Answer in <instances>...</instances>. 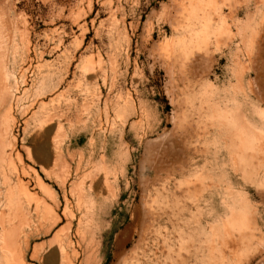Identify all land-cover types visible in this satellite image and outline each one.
Wrapping results in <instances>:
<instances>
[{
	"label": "rangeland",
	"instance_id": "1",
	"mask_svg": "<svg viewBox=\"0 0 264 264\" xmlns=\"http://www.w3.org/2000/svg\"><path fill=\"white\" fill-rule=\"evenodd\" d=\"M0 72V199L19 174L61 219H6L28 264H213L236 203L263 246L221 264H264L263 173L216 120L264 131V0H0Z\"/></svg>",
	"mask_w": 264,
	"mask_h": 264
},
{
	"label": "bare ground",
	"instance_id": "2",
	"mask_svg": "<svg viewBox=\"0 0 264 264\" xmlns=\"http://www.w3.org/2000/svg\"><path fill=\"white\" fill-rule=\"evenodd\" d=\"M0 76H1V72H0ZM3 78H4V76H3ZM1 83L2 82H1V78H0V86H2ZM262 95L264 96V87L262 88ZM216 120L219 124L224 125L226 128L225 142L228 146V153L230 155V158H232L233 165L238 166V167L241 166L243 168H250L254 171H256V170L261 171L262 170V173H263L262 174V176H263L262 186H264V131L257 130V128H255L252 125H250L249 123H247L244 120V118H241L239 116H233V115H230L227 113L221 115ZM262 120L264 121V116H263ZM3 145H4V142H0V158H2V156L5 154L4 151L1 149ZM52 147H54V146H52ZM26 148L24 150H26L25 152L27 153V158L28 157L31 158V150H27ZM41 153H42L43 157L46 155L52 154V152H49L47 149L41 150ZM17 156H20V155L17 153ZM5 157H6V155H5ZM9 166L12 167V162L10 163ZM1 167H2V165H1ZM13 167H14V165H13ZM13 169H15V167ZM26 169H23V172H22L23 178L25 176H27ZM6 172H7V170H6ZM181 173H183L182 170H181ZM107 174H108V172L105 173L104 184L108 188H110V183L108 180L109 177L107 178ZM177 174H179V169L177 170L175 175H177ZM18 175H17L18 178H16L17 181L15 180L16 182H13V179H11V177H9L8 173H6L5 176L3 175V184L2 185L6 191H5V196H4L3 200L0 199V207L1 208L3 207L4 209L8 208L10 213L5 214V212L3 210H2V212L0 211V222L2 224V243H1L2 245H1V251H0V262H1L0 264H28L26 262V253L24 250L29 248L28 244L26 243L27 240H29V239H27V240L24 239V241H22V238H21L22 233L19 230V228L18 227H12V225L14 223L11 226H9L8 229L4 228L5 227L4 223L6 222V219H8V223H10V221H13V220L15 222L16 218L21 217L19 214H21V212L24 211L25 207L30 208L32 206L33 211L36 212L37 214H39L41 208L43 209L42 210V212L44 211V215H43L44 218H42L43 220L45 218H53L55 223L57 221L61 220L60 218H58V215H59V214L57 215L58 211L55 212L56 210L51 208L49 203H47L48 201H46V199H45V201L44 200L42 201L43 202L42 204H41V202L36 200L34 195H32V193L30 192L31 190H29V188L27 187V183L25 184L21 180L22 177L19 178ZM28 175H29V173H28ZM41 181L37 182L38 186H40L39 188L42 189V191L44 192V194L46 195L47 198L51 199L52 202L56 203L57 201L55 202V198L53 197V194L50 192L49 188H46L45 187L46 185L44 186V184H42L43 181L42 182ZM26 182H29V181L27 180ZM190 189H192L193 192H195V193H199V192H202L205 190V186L202 183H199L198 179H196L192 184H191V182H189L187 184V186H185V192H189ZM39 199H41V198H39ZM57 204H55V205H57ZM59 207H60V205L58 206V208ZM67 207H68V199H67V202H65V206L63 209V215H65V217L67 216L66 215L67 214ZM246 207H245V205H243V203L242 204L236 203L235 206H233L234 211L232 212L231 217L228 220L229 221L228 224L224 228V234L226 236L225 247H226L228 253H226V251L224 250L219 259L217 258L216 260H213V264L223 263V260L226 258V256L231 255V254H233V256H234L233 259H237V255L240 251V248H242L244 246L245 247V248L243 247L244 249H248V250L252 249V247H253L252 245H253L254 240H255V244H256L255 245L256 251L258 250L260 245H261V247L263 246L262 245L263 244L262 243L263 237H262L261 231H260V235L262 238L260 237V240L259 239L257 240V238H256V227L255 228L252 227L253 224L255 226L258 224V218H257V216H253L251 213H248V208L246 209ZM54 208H55V206H54ZM70 213H72V212H70ZM254 213H255V211H254ZM25 215H23V216L25 217ZM67 218H69V217H67ZM23 220L24 219L21 218V221H23ZM16 221H19V219H17ZM78 232L79 231H77V233ZM30 234H31V232H30ZM24 236H26V235H24ZM60 243H61V241H60ZM89 245L90 244H88V246ZM61 248L63 249V247H61ZM86 249H89V248H86ZM58 254L61 255L60 260H63V261L67 260L66 264H67V262H69V259L67 257L68 254L65 255V253H63V250L61 252L60 251L55 252L54 256L52 258H54V260H55V258H57ZM32 256L35 257L34 252H33ZM89 256L92 257V255L88 254V257ZM34 257H32V258H34ZM50 257H51V255H50ZM86 260H87V258H86ZM249 261H247V263H249ZM50 264H53V263H50Z\"/></svg>",
	"mask_w": 264,
	"mask_h": 264
}]
</instances>
